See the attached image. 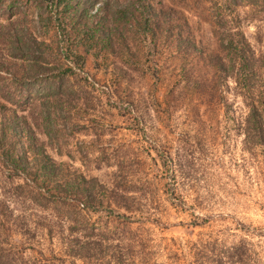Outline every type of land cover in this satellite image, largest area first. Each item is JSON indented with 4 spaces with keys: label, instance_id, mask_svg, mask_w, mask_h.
<instances>
[{
    "label": "rangeland",
    "instance_id": "obj_1",
    "mask_svg": "<svg viewBox=\"0 0 264 264\" xmlns=\"http://www.w3.org/2000/svg\"><path fill=\"white\" fill-rule=\"evenodd\" d=\"M35 3L15 5L14 18L47 44L48 66L66 72L61 91L43 97L54 110L50 122L41 120L43 98L13 107L64 174L101 187L89 208L73 200L44 207L18 187L22 177L0 169V264H206L189 247L210 236L248 240L258 256L247 264H264V147L244 143L243 98L234 79L206 61L218 52L209 4L154 0L153 35L117 22L103 45L91 29L64 39L54 26L42 33ZM236 9L264 54V11L239 1ZM45 182L38 180L54 192ZM77 240L88 242L82 256L73 255Z\"/></svg>",
    "mask_w": 264,
    "mask_h": 264
},
{
    "label": "trees",
    "instance_id": "obj_2",
    "mask_svg": "<svg viewBox=\"0 0 264 264\" xmlns=\"http://www.w3.org/2000/svg\"><path fill=\"white\" fill-rule=\"evenodd\" d=\"M30 1L0 0V18L4 16L6 21H0V169L6 170L10 178L22 177L24 183L18 184V187H29V197L41 206L45 207L44 201L68 203L73 200L75 204L78 202L89 208L97 203L95 188L99 190L101 185L94 184V180L87 179L82 174L72 177L64 174L62 166L56 164L37 144L28 119L18 114L13 107L23 108L36 97L43 98L52 92H60L61 79L66 72L65 69L48 66L45 62L47 44L44 40H39L33 31L20 27L22 19L14 18L15 5L25 6ZM32 1H36L33 4L36 8V23L42 33H47L48 28L54 26L60 38L63 36L64 39L69 36V32L84 35V32L91 29L103 45L110 42L109 37L112 31H116L117 22L123 25V21L133 23L134 30H140L144 36H148L150 32L154 34L159 18L154 0H123L115 4L116 8L111 0H104L97 8L98 12H103V16L98 12L89 14V8L95 5V0H83L89 3L88 6H81V0ZM205 1L209 4L207 9L211 32L218 49L206 61L217 73L226 78L232 77L243 98L247 107L244 143L264 147V54L255 52L241 30V18L236 9L239 1L261 13L264 11V0H203L204 3ZM30 7L32 8L31 4ZM94 15H97L94 20L96 27L88 24L93 21ZM165 16L166 14L161 13V17ZM82 19L86 21V26L85 23L81 26ZM41 106L42 122H50L54 110L47 98H43ZM29 117L33 123L34 118ZM45 134L49 135V132L45 131ZM23 140L27 142L26 145ZM30 152L33 153L32 156H28ZM39 179L41 183L52 182L54 192L40 185ZM241 230L250 231L245 228ZM87 243L77 240V252L73 255L80 256ZM190 244L189 249L193 252L206 255V264H247L253 255L258 256L248 240L227 242L210 236ZM183 262L194 264L193 260H186L184 257Z\"/></svg>",
    "mask_w": 264,
    "mask_h": 264
}]
</instances>
